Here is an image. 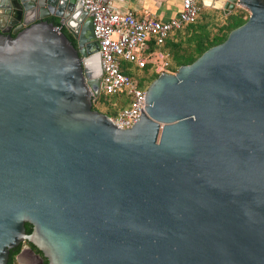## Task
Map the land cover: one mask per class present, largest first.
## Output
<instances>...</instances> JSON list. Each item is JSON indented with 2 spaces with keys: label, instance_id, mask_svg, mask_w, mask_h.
<instances>
[{
  "label": "water",
  "instance_id": "1",
  "mask_svg": "<svg viewBox=\"0 0 264 264\" xmlns=\"http://www.w3.org/2000/svg\"><path fill=\"white\" fill-rule=\"evenodd\" d=\"M215 1L245 21L119 130L81 2L0 0V264H264V1Z\"/></svg>",
  "mask_w": 264,
  "mask_h": 264
},
{
  "label": "built area",
  "instance_id": "2",
  "mask_svg": "<svg viewBox=\"0 0 264 264\" xmlns=\"http://www.w3.org/2000/svg\"><path fill=\"white\" fill-rule=\"evenodd\" d=\"M79 1L82 10L90 15L92 35L97 43L101 70L100 92L104 95H119L122 102H126V106L118 110L115 116L107 118L116 129H129L139 116L144 90L120 72V60L133 64L137 69L148 64L156 74L171 73L166 70L167 61L161 53L145 55L148 43L154 41L160 45L170 31L192 23L200 1L180 0V11L176 17L165 22L150 17L137 19L129 11L118 13L106 0ZM157 60L160 61L158 65Z\"/></svg>",
  "mask_w": 264,
  "mask_h": 264
},
{
  "label": "trees",
  "instance_id": "3",
  "mask_svg": "<svg viewBox=\"0 0 264 264\" xmlns=\"http://www.w3.org/2000/svg\"><path fill=\"white\" fill-rule=\"evenodd\" d=\"M198 5L199 10L192 23L184 24L179 29L170 31L160 45H157L154 41H150L148 43L145 55H149L153 52H159L165 57L166 61L170 59V61L174 64V68H170L171 66L167 61L166 70L168 72L175 71V69L181 65L190 64L203 51L221 43L225 39L227 33L241 25L247 17L246 12L242 9L231 11L226 15L223 14L222 10H218L213 12L218 13L217 16L208 15L200 11V4ZM60 27L71 38V35L66 31V29L62 26ZM150 67L151 66L147 64L141 69L148 72L154 80L158 74L154 73ZM119 68L122 74L128 76L125 69H122V67ZM108 96L119 97V95L115 94H99L97 99L92 102V110H95L97 105H103V103L108 102ZM120 103L121 104H118V106L113 103L112 112L105 115L107 117L115 116L118 110L126 106V102Z\"/></svg>",
  "mask_w": 264,
  "mask_h": 264
},
{
  "label": "crops",
  "instance_id": "4",
  "mask_svg": "<svg viewBox=\"0 0 264 264\" xmlns=\"http://www.w3.org/2000/svg\"><path fill=\"white\" fill-rule=\"evenodd\" d=\"M106 1L109 4V6L113 8V10H115L116 12L124 13L129 11L132 12L134 17L137 19L150 17L165 22L176 17L178 12L180 11V0H106ZM210 1H215V0H210ZM221 3L222 1H220L218 4H215L213 7L220 9ZM237 9L240 8H235L233 11Z\"/></svg>",
  "mask_w": 264,
  "mask_h": 264
},
{
  "label": "rangeland",
  "instance_id": "5",
  "mask_svg": "<svg viewBox=\"0 0 264 264\" xmlns=\"http://www.w3.org/2000/svg\"><path fill=\"white\" fill-rule=\"evenodd\" d=\"M218 10H221V9H217L216 7H213V6H203L202 4H200V11H202L203 13H206L208 15L217 16L218 13H213V12L218 11ZM246 14H247V12H246ZM151 60H152V58H151ZM167 61H168L169 65L171 66L170 68H174V64L170 61V59H168ZM120 63H121L120 67H122V69H125V72L130 77V79L135 81L138 84V86L145 91L147 86L153 80L151 75L148 72L143 71L142 69H137L131 63L122 62L121 60H120ZM158 64H160L159 60H157V65ZM175 71H176V69H175ZM175 71H173L171 73H174ZM99 94L102 95L103 93L99 92ZM107 99H108V102L103 103V105H97L95 110L101 114H104V115L109 114L113 110L112 109L113 103H115L118 106V104H121L120 102L123 101L122 97H115V96H111V97L108 96Z\"/></svg>",
  "mask_w": 264,
  "mask_h": 264
},
{
  "label": "flooded vegetation",
  "instance_id": "6",
  "mask_svg": "<svg viewBox=\"0 0 264 264\" xmlns=\"http://www.w3.org/2000/svg\"><path fill=\"white\" fill-rule=\"evenodd\" d=\"M11 36H14V35H12V34H10ZM71 39H72V41H73V43H74V46H75V48H76V42H75V40L73 39V37L71 36ZM96 51H97V49H96ZM26 247L27 249H28V251L33 255V256H37V254H36V252L23 240V241H21L20 243H19V246L17 247V249L10 255V258H9V263L10 264H18V263H16V261H15V256H17L19 253H20V251H21V249L23 248V247Z\"/></svg>",
  "mask_w": 264,
  "mask_h": 264
},
{
  "label": "bare ground",
  "instance_id": "7",
  "mask_svg": "<svg viewBox=\"0 0 264 264\" xmlns=\"http://www.w3.org/2000/svg\"><path fill=\"white\" fill-rule=\"evenodd\" d=\"M205 6H214L215 4H218L216 1H210V0H204L203 1Z\"/></svg>",
  "mask_w": 264,
  "mask_h": 264
}]
</instances>
